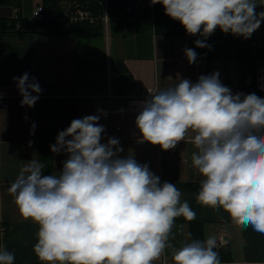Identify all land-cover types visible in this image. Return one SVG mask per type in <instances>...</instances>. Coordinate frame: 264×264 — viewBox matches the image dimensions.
Wrapping results in <instances>:
<instances>
[{"label": "clouds", "instance_id": "1", "mask_svg": "<svg viewBox=\"0 0 264 264\" xmlns=\"http://www.w3.org/2000/svg\"><path fill=\"white\" fill-rule=\"evenodd\" d=\"M157 3L188 35L205 40L217 28L248 39L264 21V11L255 12L256 0H151ZM205 40L197 39L196 47L210 48ZM184 52L189 64L196 62L193 49ZM13 80L21 106L33 107L42 92L39 83L27 72ZM148 92L135 119L139 142L170 150L192 130L197 151L191 159L201 177L197 202L220 207L237 224L264 234V97L233 94L218 72ZM99 119H73L58 132L50 150L67 159L57 175H43L45 166L31 160L8 188L21 216L39 225L33 246L38 259L45 264H152L172 248L174 264H221L215 237L179 249L167 243L175 219L192 221L196 213L181 201L175 184L161 183L133 155L121 158L117 138L102 143L105 127ZM14 261V252L0 247V264Z\"/></svg>", "mask_w": 264, "mask_h": 264}, {"label": "crops", "instance_id": "2", "mask_svg": "<svg viewBox=\"0 0 264 264\" xmlns=\"http://www.w3.org/2000/svg\"><path fill=\"white\" fill-rule=\"evenodd\" d=\"M40 0H34V5ZM255 12L264 11V0H256ZM23 5L18 7L0 5V17L27 16ZM214 53L211 57L197 58L189 64L184 49L188 48L185 35H163L155 31L153 23L146 18L113 19L104 26L103 35L91 38H74L56 28L43 27L38 31L0 30V247L14 252V264H45L33 252L37 243L39 225L25 220L8 188L15 181L21 168L31 160L38 161V130L50 122L39 121L37 102L31 108L21 106L20 95L13 77L25 72L35 78L44 97L68 98L76 101L79 118L99 115L98 123L105 127L102 143L114 137L109 112L119 101L111 102L113 95L129 92L137 86H157L167 89L181 78L195 83L200 75L219 73L221 83L233 94L249 90V78L264 64L255 63V72L249 59L264 52V21L250 38L225 34L217 28L213 34ZM123 60L132 76L131 82L118 79L116 67ZM253 90L262 97L264 92ZM36 95V93H32ZM8 103L4 107L2 103ZM102 110V113L95 110ZM33 125H35L33 129ZM189 130L186 139L170 150L159 145L139 142L140 139H119L123 151L120 157L133 155L140 164H147L150 171L160 177L161 183L176 185L181 201H187L196 213L192 221L177 217L167 243L179 249L191 242L192 234L207 239L225 235L227 249L232 258L221 264H264V234L237 224L222 208L215 209L197 202L201 179L192 164V154L197 151ZM115 138V137H114ZM56 141L54 142V144ZM67 159L64 153L54 154L53 175H57ZM173 264L172 248H166L160 258ZM59 264V262H56Z\"/></svg>", "mask_w": 264, "mask_h": 264}, {"label": "trees", "instance_id": "3", "mask_svg": "<svg viewBox=\"0 0 264 264\" xmlns=\"http://www.w3.org/2000/svg\"><path fill=\"white\" fill-rule=\"evenodd\" d=\"M111 5L114 6V0H110ZM47 8L53 10L55 17L61 16L69 3L78 2L85 7H89L98 11L100 9L99 0H43ZM13 5L18 7V13L22 7V0H0V5ZM35 19L21 16L20 14L15 18L0 17V30H14L16 27L22 30L38 31L40 28H56L59 30L60 21L56 18ZM155 31L163 35H185L188 37V48L193 49L197 53V58L211 57L214 53L213 34L206 40L199 35H188L179 21L173 20L165 15L162 4L157 3L155 10ZM104 25L101 22L91 23L89 21H81L72 23L68 28L62 32L74 38H91L103 35ZM197 39L205 40L209 47L198 48L195 45ZM264 60V52L258 56L249 59V64L253 72H255V63L259 60ZM116 72L120 82H131L132 76L128 71L123 60L118 61ZM261 92V91H259ZM37 117L38 120L48 121L50 125L40 126L38 130V161L45 167L43 175L52 174L54 170V153L50 150V145H54L58 132L65 130L73 119H78L79 114L77 110L76 101L68 98H53L44 97L37 100ZM1 232V226H0ZM192 240H205L203 234H192ZM219 252L220 260L227 261L232 258V254L223 247ZM41 264V263H38Z\"/></svg>", "mask_w": 264, "mask_h": 264}, {"label": "built area", "instance_id": "4", "mask_svg": "<svg viewBox=\"0 0 264 264\" xmlns=\"http://www.w3.org/2000/svg\"><path fill=\"white\" fill-rule=\"evenodd\" d=\"M100 9L98 11L89 7H85L78 2L68 4L61 16L55 17L53 10L47 8L43 0L37 2L33 9L32 18L45 19L56 18L60 21L59 30L63 31L72 23L89 21L91 23L101 22L104 26H108L113 19H132L139 18L149 19L153 25L155 22L156 5L151 4V0H114V6L110 0H99ZM249 90L243 94H251L253 90H261L264 92V64L260 65L256 72L250 76ZM148 89L156 90L157 86H137L129 92L113 95L109 93L111 102L119 101L112 109L109 110L113 114L111 123L113 125V134L119 139H140V132L135 124L138 115L140 102L149 98ZM264 97V96H262ZM4 107L8 103H2ZM95 112H98L95 110ZM217 240L216 250H220L227 246V239L222 235ZM167 259H162L159 263L152 264H168ZM174 264V262H173Z\"/></svg>", "mask_w": 264, "mask_h": 264}, {"label": "rangeland", "instance_id": "5", "mask_svg": "<svg viewBox=\"0 0 264 264\" xmlns=\"http://www.w3.org/2000/svg\"><path fill=\"white\" fill-rule=\"evenodd\" d=\"M22 5L25 8L24 12L27 16L33 14L34 0H22Z\"/></svg>", "mask_w": 264, "mask_h": 264}]
</instances>
